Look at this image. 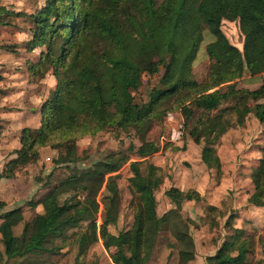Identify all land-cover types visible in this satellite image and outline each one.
<instances>
[{"label": "trees", "instance_id": "trees-1", "mask_svg": "<svg viewBox=\"0 0 264 264\" xmlns=\"http://www.w3.org/2000/svg\"><path fill=\"white\" fill-rule=\"evenodd\" d=\"M27 16L35 26L28 49L45 48L29 66L31 78L42 79L53 68L57 85L39 108L41 125L21 130V146L5 163L0 179L13 178L36 163L41 147L57 150L58 156L53 170L39 178L41 185L27 207L1 211L6 202L0 200V264H80L100 239L106 249H114L111 264H189L197 254L192 229L199 225L185 216L183 203L202 196L172 186L165 194L173 207L158 213L156 192L164 176L149 161L159 149L151 131L160 105L175 100L167 113L181 111L187 122L197 118L189 137L201 146L202 162L221 181L218 147L223 136L243 127L251 113L264 124V83L255 90L238 84L247 75L264 74V0H46ZM224 20L239 23L242 51L225 32ZM205 29L215 39L206 45L207 79L199 82L193 64ZM156 74L160 80L149 100L137 103L134 92L143 76ZM110 127L135 128L140 144L130 150L138 159L130 162L127 154L112 152L82 164L77 139ZM2 129L0 124V135ZM261 151L249 174L253 190L248 202L256 207H264ZM128 162L134 221L114 234L109 226L118 222L122 204L117 172ZM207 209L225 218V235L206 264H251L255 237L236 226L237 214L215 205ZM84 222L87 227L63 251L58 239L68 241L69 231ZM207 225L213 227L212 221Z\"/></svg>", "mask_w": 264, "mask_h": 264}, {"label": "rangeland", "instance_id": "rangeland-1", "mask_svg": "<svg viewBox=\"0 0 264 264\" xmlns=\"http://www.w3.org/2000/svg\"><path fill=\"white\" fill-rule=\"evenodd\" d=\"M45 2L46 0H0V20L6 21L0 23V124L3 128L0 143L2 142V145L7 141L9 148L12 149L11 154L14 155L20 126L23 124L25 127L37 128L41 125L39 120L42 119V115L39 108L57 85L53 68L38 80H32L29 72V66L38 61L45 48L39 47L33 51L28 49V42L32 39L35 26L27 15L39 11ZM9 12H19L21 15H10ZM224 30L234 46L242 51L243 35L239 23L224 20ZM203 35L200 50L193 64L195 78L199 82L207 79L210 61L206 45L215 39L208 29L204 30ZM159 80L158 74L144 75L142 86L134 92L135 101L140 104L147 102L151 89L158 85ZM263 83L264 74L254 77L247 75L238 82L241 88L249 90L258 89ZM174 102L175 100H169L160 105L151 131L159 144V149L149 161L159 166L164 176V184L156 192L158 213L161 215L173 207L165 194L168 188L182 186L185 191L195 190L194 187L199 188L203 194L201 200L183 203L185 216L191 217L199 227L202 226L200 231L194 227L192 229L197 254L189 264H206L207 257L214 255L224 240L225 231L222 226L225 218L220 216L219 211L207 209L213 204H218L219 207L215 206L222 212L237 214L236 226L244 228L246 233L255 237L254 249L249 256L251 264H264V208H255L248 202L253 189L249 178L251 167L258 164V159L262 156L261 150L264 148V124L251 113L243 127L231 129L228 133L230 135L224 138L225 140L222 139L218 149L225 162L226 175L217 182L216 171H209L203 163L194 159L200 154L201 146L194 144L191 149L189 147L182 149L187 145L189 131L197 118L187 122L181 111L176 114L167 113L168 109L174 107ZM19 112L23 113L19 115ZM16 116H20L19 119ZM17 120L20 124L15 125ZM4 134H7V137ZM139 144V136L133 127L123 129L110 127L95 136L87 135L77 139L78 154L84 165L105 158L112 152L127 154L130 162L135 161L138 157L135 151L130 150V146ZM20 146L19 142V148ZM45 147L46 149L40 148L42 152L39 150L40 157L36 163L28 165L26 169H20L10 181L0 182V197L8 204L4 210L25 205L40 187L39 178L46 177L53 170L58 151L49 146ZM188 155L189 159H192L187 160ZM130 162L124 164L117 172L120 175L118 183L122 204L118 222L109 226L110 232L114 234L129 229L134 221L135 196L128 182L132 175ZM102 197L103 195L99 197L101 208L97 217L98 226L102 223ZM37 209L39 212L43 211L42 206H38ZM210 221L213 226L211 228L207 225ZM87 224L84 222L80 227L70 230L68 241L58 239L57 242L63 251L68 250V243L72 242L75 234L84 230ZM113 251L114 249H106L100 239L81 258L80 264H111L110 255Z\"/></svg>", "mask_w": 264, "mask_h": 264}, {"label": "crops", "instance_id": "crops-1", "mask_svg": "<svg viewBox=\"0 0 264 264\" xmlns=\"http://www.w3.org/2000/svg\"><path fill=\"white\" fill-rule=\"evenodd\" d=\"M23 112H19V115H21ZM16 117H18V119H19V117L20 116H16ZM40 117H41V115H40ZM40 121H41V118H40V120H39V123H40ZM13 124H14V122H13ZM16 124H20V121L19 120H17L16 121V123H15V125ZM13 127H15V126H13ZM12 127V129H14ZM25 126L22 124L21 126H20V132H19V134H18V137H17V144L14 146V148H16V149H18L19 148V142H20V135H21V130L24 128ZM229 133V132H228ZM225 134L224 136H223V140H225L224 138H226L228 135H230V134ZM4 135H6L5 137H7V134H4ZM9 135V134H8ZM5 140H6V138H4ZM2 143V142H1ZM1 143H0V172L3 170V168H4V165H5V163L7 162V161H9L11 158H13V157H15V155L14 154H11V151H12V149L11 148H9V146H8V142L7 141H4L3 142V144L1 145ZM197 145L195 142H194V140L192 139V138H190V137H188L187 138V145H185V149H187L188 147H189V149H191L192 148V145ZM197 146H199V145H197ZM3 147V148H2ZM4 147H6V148H4ZM8 147V148H7ZM43 149H46V147H44ZM185 149H183V150H185ZM219 150V149H218ZM41 152H42V149L40 150ZM155 155V154H154ZM219 155H220V158H221V161H222V169H223V175H222V177L224 178L225 177V175H226V171H225V162H224V159L222 158V156H221V154H220V151H219ZM189 157H190V155H188L187 156V160H190V159H192V158H190L189 159ZM196 161H198L199 163H203L202 162V160H201V147H200V154H198V157H197V159L196 158H194ZM204 164V163H203ZM205 165V164H204ZM206 166V165H205ZM204 166V167H205ZM207 168V167H206ZM208 169V168H207ZM209 170V169H208ZM209 171H211V170H209ZM11 179H2V181H0V182H3V183H6V182H8V181H10ZM176 187H178V188H180L181 190H184L185 191V189L182 187V186H176ZM191 187H193V186H191ZM39 189V188H38ZM37 189V190H38ZM193 189H195L196 191H198L199 193H201V190L199 189V188H196V187H194ZM36 190V191H37ZM253 190V189H252ZM251 190V191H252ZM35 191V192H36ZM34 192V193H35ZM201 195H203L202 193H201ZM250 195V194H249ZM0 200H2V201H5L6 202V206H5V208L6 207H8V204H7V201L5 200V199H3V198H1L0 197ZM27 202H28V200H27ZM27 202H26V204L25 205H19V206H16V207H25L26 205H27ZM214 205V204H213ZM216 206H218L219 207V205L218 204H215ZM251 205V204H250ZM251 206H253V205H251ZM27 207V206H26ZM253 207H255V208H264V207H256V206H253ZM14 208V207H13ZM10 209H12V208H10ZM7 210H9V209H7ZM1 211H5L4 209L3 210H1ZM207 226V225H206ZM200 228H202V226L200 225V227L199 228H196L197 229V231H200ZM191 262V261H190Z\"/></svg>", "mask_w": 264, "mask_h": 264}]
</instances>
